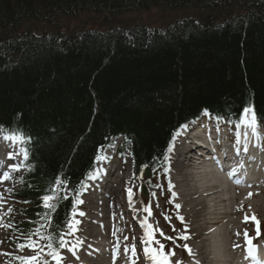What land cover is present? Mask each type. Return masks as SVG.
<instances>
[{"label": "trees", "instance_id": "trees-1", "mask_svg": "<svg viewBox=\"0 0 264 264\" xmlns=\"http://www.w3.org/2000/svg\"><path fill=\"white\" fill-rule=\"evenodd\" d=\"M150 9L181 14L126 16ZM248 108L264 122V0H0V126L28 140L10 243L59 253L111 137L155 178L190 119Z\"/></svg>", "mask_w": 264, "mask_h": 264}, {"label": "rangeland", "instance_id": "rangeland-1", "mask_svg": "<svg viewBox=\"0 0 264 264\" xmlns=\"http://www.w3.org/2000/svg\"><path fill=\"white\" fill-rule=\"evenodd\" d=\"M186 13H190V11H186ZM178 14H181V12L176 11L174 13L164 14L159 12L157 9H150L139 14L130 13L126 16L130 18H135L136 16L137 18L139 17L141 22L146 25L157 26V23L170 20ZM134 22L139 21L135 19ZM262 133L264 135V131H262ZM172 157L173 161L170 171L167 173V175H162L156 179V183L161 185L163 191H157L154 196H147L143 203L140 201V198L137 194V187L142 180L140 179V176L137 177L133 174L132 163L130 160L124 165V168L128 169L130 178L126 181L123 191L125 192L126 196H130L131 198V201L128 200V202L137 206L133 218H136L138 215H142L143 219L139 220L136 218V222L131 221L130 224L127 225L125 219L129 220L130 215L128 213L122 216L119 215L116 218V221L118 222V228L116 232L111 229L109 234H107L109 236L104 237L102 240L105 243V249L106 243H112L113 241L122 242L124 240L130 239V245H136V248L129 249L126 243L123 244L122 248L123 251L127 249L129 255L137 252L143 253L144 251L146 253L157 252L173 259L175 257L176 260H178L176 262H184V264H186L188 259L185 256L188 255V252H190L189 247L191 245L197 244L202 239V237L210 236L198 231L196 226L197 223L201 224V221L199 220L200 218H205V221H207L209 216H211L213 213H218V211L207 208L201 217L197 218L195 216L191 204L187 202L188 200L184 197V195H181V191L183 190L182 193L184 194L185 190L179 185V179L181 177L180 173L184 170L182 167H178V161L176 159L177 156L175 152H173ZM14 172L15 177L9 180L5 179V181H3L0 186V264H17L19 263L18 258H24L25 262L21 261V264H38V258L33 256V246L31 247L30 245H23L13 247L9 245V235L7 234V228L1 225L3 219L6 218V216L12 214L10 213V210L13 207L24 205L23 202H19L13 198V192L18 188L16 177L21 176L22 169H16ZM169 186L172 187V190H169ZM257 191L258 193L250 199V202L247 203L248 207H243L240 210V203L238 202V199L242 196V192L236 190L235 196L238 199L234 198L233 200H229V204L225 202L224 204L221 203L219 206H217V208L221 207L218 209L219 211L222 210L221 214L214 215L217 216L218 222L216 224L202 222L203 226L206 228V230H212L211 232L215 231L217 233H224V230L227 227V240H229L231 237L234 241L238 242V244H242L245 235L256 237V234L258 233V230L256 229V222L259 221L261 222L260 225L263 228V230L260 229V236L264 237V187L261 188V192L259 190ZM171 196H173L172 200ZM114 199H111L110 202H112ZM234 206H239V211L229 213V211L233 210ZM172 207H174L175 211L182 218L183 222H186L189 225L188 230L185 233L186 239L178 238L181 234L179 225L168 217L169 212L167 208ZM82 209L83 206L81 204L79 210L77 211L78 218L81 217ZM252 213H254L255 216ZM250 218L254 219L255 221H251V224H248L247 222ZM244 221H246L248 225L244 224ZM74 230V236L72 237L69 244H73L75 240H78L79 237H84V235L82 236L79 233V223L78 226H76V229L74 228ZM87 237L88 234L85 235L84 238L87 239ZM214 238L216 237H212V239L210 237L206 246L211 258L213 253L218 255L220 254L219 252L225 251H221L219 247L213 246L214 243L211 244ZM34 241L36 243L37 238H34ZM84 241L85 240H83V242ZM139 241L143 244L147 242L146 247L140 248ZM211 249H213V251ZM146 253L142 255L143 258H145ZM99 254L100 253H97L96 256ZM50 264H70V260L60 255L58 259L52 260ZM139 264H143V261L141 260Z\"/></svg>", "mask_w": 264, "mask_h": 264}, {"label": "bare ground", "instance_id": "bare-ground-1", "mask_svg": "<svg viewBox=\"0 0 264 264\" xmlns=\"http://www.w3.org/2000/svg\"><path fill=\"white\" fill-rule=\"evenodd\" d=\"M164 22V21H163ZM162 22V23H163ZM162 23H157V26L162 25ZM159 24V25H158ZM250 111H246L244 114V121H243V130L244 133L251 134L253 131V128L257 126L256 123H251L248 121ZM196 119L192 118L190 119L185 125L181 126L178 129V132H184L185 134H190L191 138H197L195 134L197 131H195L193 134H191L190 125L192 122ZM200 135L203 134L204 139L208 137L207 133L202 130L198 132ZM190 137L186 139V142L190 144ZM215 140L211 142V145H215ZM235 147H239L237 144H235ZM228 149V148H227ZM190 152L185 151L178 154V167L183 168V172L180 173L181 177L179 179V185L185 190V193L181 194L182 196L188 200V203L191 204V207L194 210L195 216L197 218L201 217L204 214L205 209L211 208L213 210L218 211V213H213L207 221L204 219H199L201 221L200 223H197L196 229L200 232H203V234L210 235V236H204L202 239L194 245H191L189 247L188 255L185 257L188 259V262L186 264H217V263H223V264H240L238 259H235L236 255V247L238 242L234 241L231 237L229 240H227L228 233L226 229L224 230V233L220 232L217 233L214 231V234L203 226V223H214L216 224L218 222L217 216H214L216 214H221L222 210L219 211L217 206H219L221 203L227 202L229 204V200H233L234 196L231 194L230 196L227 194L229 193V188H233L229 184V179L224 176V169L222 167L217 166L215 163L207 162V164L204 161H198L193 160L190 158ZM228 153H238L235 151H232L228 149ZM224 155V151L220 150L218 156L221 157ZM103 160V155H99L94 160V171L95 174L92 179H90L89 184V193L88 195L85 194L82 197V201L85 207L89 208V212L92 214V217L96 216V214L93 212V210L97 211L99 209H103V219L106 220V224L104 225L101 236H104L109 234L110 230L112 229L114 232H116L118 228V222L116 221V218L120 215H124L125 211H120V208L122 206V202L119 201V198L123 195V185L125 183V179L121 178L118 179L116 182V200L115 203H112L110 206L103 203L101 199L97 196L96 193H99L102 189V186H97L98 180H99V171L101 169V164ZM186 160H190L191 166L187 167V163H185ZM1 163V162H0ZM260 164V163H259ZM1 165V164H0ZM256 165L251 164V167H254ZM1 171V167H0ZM181 183V184H180ZM198 183V184H197ZM104 184V183H103ZM230 186V187H229ZM109 187L107 183L104 184L103 188L106 190ZM111 190V186H110ZM111 198V194H109L108 201ZM238 207L234 206L233 210L231 212H234L237 210ZM230 212V211H229ZM138 219H143L142 215L136 216ZM114 220V223H113ZM204 220V221H203ZM91 221L93 224L95 223V220L91 218ZM86 228V225L82 223L80 232L84 231ZM109 236V235H107ZM216 237L212 241L213 246L219 247L221 251L225 250L224 252H219L220 254L216 255L213 254L212 258H215L214 261L212 260L210 253L208 252L206 246L207 242L209 241V238ZM93 243V239L90 241V239H85L82 246H87V243ZM126 243L129 247V249H135L136 245H130L131 240H124L122 242L113 241L112 243H106V250H108L107 254L105 255V258L108 262V264H121V261L123 260H135L133 264H138L141 261V253H132V255L128 254V250L125 251L122 250L123 244ZM143 245V246H142ZM146 243H141L139 241V247L145 248ZM80 246L81 243H76L75 245H70L67 248H65L61 255L63 257H69L70 261L72 263V255H75L76 257L81 254L80 252ZM125 246V245H124ZM226 247V248H225ZM153 255V257H149V259L144 260V264H184V262H176V258L174 257H166L164 254H157L156 253H149L148 255ZM237 260V261H236ZM103 264V263H102Z\"/></svg>", "mask_w": 264, "mask_h": 264}, {"label": "water", "instance_id": "water-1", "mask_svg": "<svg viewBox=\"0 0 264 264\" xmlns=\"http://www.w3.org/2000/svg\"><path fill=\"white\" fill-rule=\"evenodd\" d=\"M149 174H150V169L147 168V169L145 170V176H148ZM140 191H141L144 195H146L147 191H146V186H145L144 184H141V186H140Z\"/></svg>", "mask_w": 264, "mask_h": 264}]
</instances>
